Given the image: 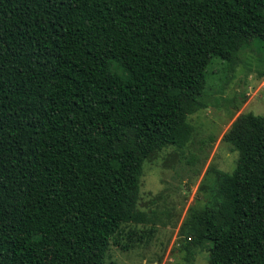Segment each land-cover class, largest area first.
Wrapping results in <instances>:
<instances>
[{
	"label": "trees",
	"instance_id": "trees-1",
	"mask_svg": "<svg viewBox=\"0 0 264 264\" xmlns=\"http://www.w3.org/2000/svg\"><path fill=\"white\" fill-rule=\"evenodd\" d=\"M253 43L264 0H0V264H105L146 220L144 163L185 146L211 64ZM223 141L236 166L192 243L208 264H264V115Z\"/></svg>",
	"mask_w": 264,
	"mask_h": 264
},
{
	"label": "rangeland",
	"instance_id": "rangeland-1",
	"mask_svg": "<svg viewBox=\"0 0 264 264\" xmlns=\"http://www.w3.org/2000/svg\"><path fill=\"white\" fill-rule=\"evenodd\" d=\"M263 56L253 43L231 61H213L204 108L187 118L189 141L144 163L137 208L146 220L122 225L105 264H208L206 250L192 243L191 224L217 206L219 176L236 166L238 153L224 133L240 114L264 115Z\"/></svg>",
	"mask_w": 264,
	"mask_h": 264
}]
</instances>
